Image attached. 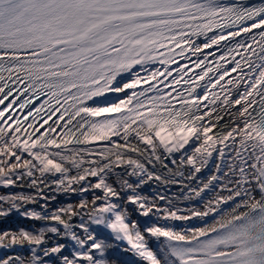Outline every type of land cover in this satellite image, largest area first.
<instances>
[{
	"label": "snow or ice",
	"instance_id": "snow-or-ice-1",
	"mask_svg": "<svg viewBox=\"0 0 264 264\" xmlns=\"http://www.w3.org/2000/svg\"><path fill=\"white\" fill-rule=\"evenodd\" d=\"M0 190V264H264V0H0Z\"/></svg>",
	"mask_w": 264,
	"mask_h": 264
},
{
	"label": "bare ground",
	"instance_id": "bare-ground-1",
	"mask_svg": "<svg viewBox=\"0 0 264 264\" xmlns=\"http://www.w3.org/2000/svg\"><path fill=\"white\" fill-rule=\"evenodd\" d=\"M171 166V165H170ZM210 174V171L209 170H205L201 175L204 177V178H206L208 175ZM152 188H156V190L157 191H160V192H166L168 195H172L173 193H178L179 192V186H176V185H173V186H171L170 187V190L169 189H165L163 186H159V187H157L156 185H149V186H147V188H146V193H144V194H146V195H153V192H152ZM0 191H2V190H0ZM52 194H54V193H49V195H52ZM212 194L210 193L209 194V196H211ZM207 198V197H206ZM78 198L77 197H75V196H71V197H65V196H63V195H58L57 196V200L56 201H53V202H51V206L53 207V208H55V207H58V206H61L62 204H66V203H75L76 202V200H77ZM41 203H42V201H41ZM161 203H163V202H161ZM35 207H37V210H39V207H38V205L37 206H35ZM79 218H75L74 219V221H73V223H77V222H80L79 220H78ZM17 223V218L15 217V216H13L11 219H10V221H9V224L10 225H12V226H15V224ZM24 224H26V225H30L32 222H30V221H24L23 222ZM37 224H39V222H36ZM181 222H177V224H180ZM3 225H0V227H2ZM77 231H79V230H77ZM61 242H64V241H61Z\"/></svg>",
	"mask_w": 264,
	"mask_h": 264
},
{
	"label": "rangeland",
	"instance_id": "rangeland-1",
	"mask_svg": "<svg viewBox=\"0 0 264 264\" xmlns=\"http://www.w3.org/2000/svg\"><path fill=\"white\" fill-rule=\"evenodd\" d=\"M146 188H147V187H145V188L143 189V193H146V192L148 191V190L146 191ZM150 196H151V195H150ZM133 218H135V216H134ZM78 220H79V219H78ZM75 223H76V222H75ZM78 223H79V222H77V224H78ZM93 227H95V226H93ZM77 230H78V229H77Z\"/></svg>",
	"mask_w": 264,
	"mask_h": 264
}]
</instances>
